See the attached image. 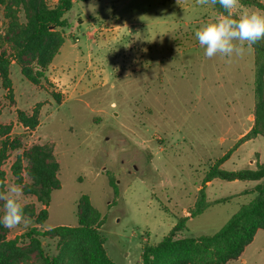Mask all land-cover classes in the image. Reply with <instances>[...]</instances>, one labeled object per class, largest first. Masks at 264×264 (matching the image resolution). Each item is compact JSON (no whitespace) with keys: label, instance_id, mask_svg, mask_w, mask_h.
<instances>
[{"label":"rangeland","instance_id":"rangeland-1","mask_svg":"<svg viewBox=\"0 0 264 264\" xmlns=\"http://www.w3.org/2000/svg\"><path fill=\"white\" fill-rule=\"evenodd\" d=\"M256 1L264 6V0ZM261 6L240 4L237 13L264 11ZM217 14L197 0L77 2L63 16L64 43L40 86L10 64V97L0 80V125L9 127L8 137L21 149L10 152L2 166L5 191L15 184L10 166L16 155L33 145L50 146L60 188L51 193L44 225L27 217L26 227L6 228V239L33 227L76 226L78 202L87 196L104 219L99 232L108 258L139 264L144 245L158 243L178 217L189 216L204 174L254 119L253 50L243 57L208 59L195 38V30ZM19 20L25 21L23 12ZM2 22L0 9L1 33ZM35 109L38 126L25 128L17 112L31 115ZM263 161L264 136H258L235 148L221 167L253 169ZM23 177L29 184L25 172ZM256 184L206 183L208 201L231 199L188 218L176 238L217 232L252 200ZM20 202L36 212L43 208L31 194L23 193ZM56 241L41 240L50 254L57 252ZM226 264H264V230Z\"/></svg>","mask_w":264,"mask_h":264},{"label":"trees","instance_id":"trees-1","mask_svg":"<svg viewBox=\"0 0 264 264\" xmlns=\"http://www.w3.org/2000/svg\"><path fill=\"white\" fill-rule=\"evenodd\" d=\"M89 0H56L49 5L46 0H0L3 22L0 32V80L2 87L11 95L9 66L14 62L21 75L34 86L45 80V72L64 43L63 29L68 26L64 14L74 3ZM244 6L261 5L256 0H240ZM262 7V6H261ZM264 9V6L262 7ZM214 9L219 12V6ZM23 12L25 21L19 20ZM1 29V28H0ZM254 70V119L249 131L220 159L216 160L202 178L197 198L189 209V216L177 218L175 225L156 244L143 246L139 264H226L237 259L257 230H264V161L255 168L234 171L222 169L221 165L230 154L245 141L264 136V41L252 47ZM57 102L58 94H53ZM38 110L31 115L17 112L20 124L34 129L38 126ZM9 127L0 125V180H5L2 169L9 153L21 149L16 138L8 137ZM24 162L26 165H24ZM59 165L48 145H33L16 155L10 166L15 184H23V172L30 183L23 184V193L31 194L43 207L38 212L33 207L24 206L26 217L36 225H44L51 201V193L60 188L57 178ZM226 182H257L254 197L215 233L199 237L176 238V233L185 228L188 218H192L207 208L228 201L231 197L208 201L205 195L206 183L213 180ZM108 184L117 194L112 179ZM6 185V184H5ZM5 190V186L3 189ZM245 193V192H244ZM76 226H55L45 231L33 227L19 237L8 240L6 228L0 224V264H114L107 256L104 239L99 232L104 219L91 205L87 196H82L77 205ZM56 239L55 254L48 253L41 240ZM32 257L35 263H30Z\"/></svg>","mask_w":264,"mask_h":264},{"label":"clouds","instance_id":"clouds-1","mask_svg":"<svg viewBox=\"0 0 264 264\" xmlns=\"http://www.w3.org/2000/svg\"><path fill=\"white\" fill-rule=\"evenodd\" d=\"M201 6H219L218 14L195 30V38L204 49L208 59L220 56L225 58L243 57L254 45L264 41V11L253 10L237 13L240 0H197ZM6 181L0 180V189ZM23 186L11 184L6 191L0 190L4 214L0 224L13 229L30 223L24 212L21 197Z\"/></svg>","mask_w":264,"mask_h":264},{"label":"crops","instance_id":"crops-1","mask_svg":"<svg viewBox=\"0 0 264 264\" xmlns=\"http://www.w3.org/2000/svg\"><path fill=\"white\" fill-rule=\"evenodd\" d=\"M59 53V52H58ZM57 55V54H56ZM49 66H51V64L49 65ZM55 81L57 82V80L54 78V79H52V82L53 83H55ZM56 86H57V83L55 84ZM59 85V84H58ZM61 86V85H60ZM207 184H209V183H207ZM209 186V185H208Z\"/></svg>","mask_w":264,"mask_h":264}]
</instances>
